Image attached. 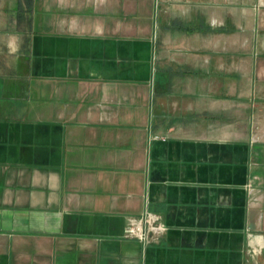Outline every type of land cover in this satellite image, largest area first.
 <instances>
[{
  "label": "crops",
  "instance_id": "crops-1",
  "mask_svg": "<svg viewBox=\"0 0 264 264\" xmlns=\"http://www.w3.org/2000/svg\"><path fill=\"white\" fill-rule=\"evenodd\" d=\"M0 264H264V0H0Z\"/></svg>",
  "mask_w": 264,
  "mask_h": 264
},
{
  "label": "built area",
  "instance_id": "built-area-1",
  "mask_svg": "<svg viewBox=\"0 0 264 264\" xmlns=\"http://www.w3.org/2000/svg\"><path fill=\"white\" fill-rule=\"evenodd\" d=\"M165 226L159 221L157 216L152 213H146L135 223L125 228V235L129 238H137L141 241H147L152 231H163Z\"/></svg>",
  "mask_w": 264,
  "mask_h": 264
}]
</instances>
